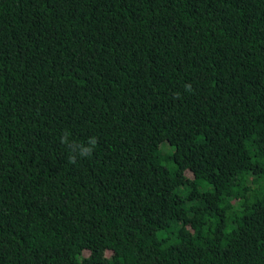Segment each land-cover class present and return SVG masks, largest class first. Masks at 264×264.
Returning a JSON list of instances; mask_svg holds the SVG:
<instances>
[{"label": "trees", "instance_id": "1", "mask_svg": "<svg viewBox=\"0 0 264 264\" xmlns=\"http://www.w3.org/2000/svg\"><path fill=\"white\" fill-rule=\"evenodd\" d=\"M0 264H264V0H0Z\"/></svg>", "mask_w": 264, "mask_h": 264}, {"label": "rangeland", "instance_id": "2", "mask_svg": "<svg viewBox=\"0 0 264 264\" xmlns=\"http://www.w3.org/2000/svg\"><path fill=\"white\" fill-rule=\"evenodd\" d=\"M168 149V145L166 144L165 141H161L158 147V153L161 155L163 153V151ZM255 182V181H254ZM110 251L106 250L105 254H108Z\"/></svg>", "mask_w": 264, "mask_h": 264}, {"label": "clouds", "instance_id": "3", "mask_svg": "<svg viewBox=\"0 0 264 264\" xmlns=\"http://www.w3.org/2000/svg\"><path fill=\"white\" fill-rule=\"evenodd\" d=\"M92 143L95 144V140H92ZM90 152H91V149H87V150L82 151L81 155H87ZM70 162L75 163V159L71 158Z\"/></svg>", "mask_w": 264, "mask_h": 264}]
</instances>
